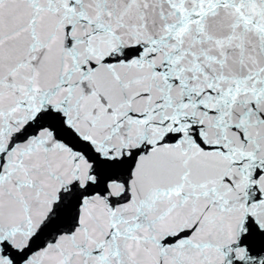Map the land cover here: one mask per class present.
I'll return each mask as SVG.
<instances>
[{
    "label": "snow or ice",
    "instance_id": "1",
    "mask_svg": "<svg viewBox=\"0 0 264 264\" xmlns=\"http://www.w3.org/2000/svg\"><path fill=\"white\" fill-rule=\"evenodd\" d=\"M0 264H264V0H0Z\"/></svg>",
    "mask_w": 264,
    "mask_h": 264
}]
</instances>
